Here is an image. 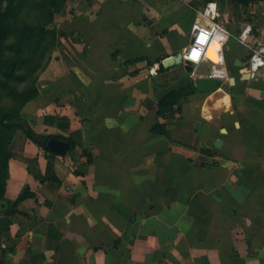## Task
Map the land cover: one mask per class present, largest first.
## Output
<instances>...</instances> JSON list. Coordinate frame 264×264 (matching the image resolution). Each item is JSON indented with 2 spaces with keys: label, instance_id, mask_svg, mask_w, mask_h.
Instances as JSON below:
<instances>
[{
  "label": "crops",
  "instance_id": "obj_1",
  "mask_svg": "<svg viewBox=\"0 0 264 264\" xmlns=\"http://www.w3.org/2000/svg\"><path fill=\"white\" fill-rule=\"evenodd\" d=\"M189 2L67 0L55 15L57 58L22 117L74 147L58 154L13 135L0 264H264V68L244 78L248 50L220 8L228 81L157 115L163 94L202 73L154 63L188 43ZM259 25L250 44L264 43ZM139 57L151 65L125 64ZM158 123L165 134L151 131Z\"/></svg>",
  "mask_w": 264,
  "mask_h": 264
},
{
  "label": "trees",
  "instance_id": "obj_2",
  "mask_svg": "<svg viewBox=\"0 0 264 264\" xmlns=\"http://www.w3.org/2000/svg\"><path fill=\"white\" fill-rule=\"evenodd\" d=\"M66 1L0 0V93L16 102V108L13 109H8L0 102V200L4 196L8 177L7 149L16 131L23 130L33 142L42 147L51 137L66 140L69 143L67 153L74 147L73 140L68 137L49 135L43 138L24 127L19 116L20 109L38 94V87L36 84H29L21 90L12 84V82L27 83L45 65V62H48V54L55 46L57 37L51 25L55 15L61 11ZM238 1L244 6L248 3V0ZM163 58L158 57L154 60V63L158 64V73L168 68L162 64ZM136 61H145L148 66L152 63L148 57H139L128 60L125 64ZM194 92L193 83L169 90L158 100L157 115L163 119L173 117L178 99ZM151 131L165 134L164 123L155 124ZM36 138H42L44 142L38 143ZM85 154H87V162H91L90 154ZM31 195L28 188H25L18 199Z\"/></svg>",
  "mask_w": 264,
  "mask_h": 264
},
{
  "label": "built area",
  "instance_id": "obj_3",
  "mask_svg": "<svg viewBox=\"0 0 264 264\" xmlns=\"http://www.w3.org/2000/svg\"><path fill=\"white\" fill-rule=\"evenodd\" d=\"M195 20L191 28L188 43L180 51L182 62L192 64L193 71L200 65L207 66L206 72L198 74L213 78L216 82H227L228 72L225 66V46L231 37V32L220 20L219 7L216 1H206L199 8L192 7ZM251 26H245L237 35V40L243 43L247 50V58L242 67L244 78L253 79L257 72L264 68V43L250 44L248 37ZM215 43V59L209 55L211 44Z\"/></svg>",
  "mask_w": 264,
  "mask_h": 264
},
{
  "label": "rangeland",
  "instance_id": "obj_4",
  "mask_svg": "<svg viewBox=\"0 0 264 264\" xmlns=\"http://www.w3.org/2000/svg\"><path fill=\"white\" fill-rule=\"evenodd\" d=\"M190 4H193L195 8H199L200 6L203 5L204 1L207 0H189ZM209 1V0H208ZM216 1L217 4L219 5L220 12H221V17L222 19L231 25H234V28L237 32H241V30L247 26H251V33H259L260 31V25L259 24H264V0H248L247 5H242L240 1L238 0H213ZM264 26V25H263ZM55 46L52 48L50 53L48 54V62H45V65L37 71L35 76L30 78L27 83H16L12 82L13 85H16L19 89H25V87L29 84H38L41 82V79H39V76L41 75V72L44 71L45 67L47 64L51 61V59L54 58V60L57 58L56 53L54 52ZM144 66L147 67V63L144 62ZM207 66L205 65H200L198 67V72H204L205 68ZM153 72V71H152ZM161 74L156 75L158 77ZM38 86V85H37ZM0 102L4 106H6L8 109H13L16 108V102L11 99L9 96L0 93ZM23 106L20 109V120L24 127L28 130L31 131L29 126L27 125L25 119L22 117V109Z\"/></svg>",
  "mask_w": 264,
  "mask_h": 264
},
{
  "label": "water",
  "instance_id": "obj_5",
  "mask_svg": "<svg viewBox=\"0 0 264 264\" xmlns=\"http://www.w3.org/2000/svg\"><path fill=\"white\" fill-rule=\"evenodd\" d=\"M162 64L164 67H170L176 64H183L186 73L192 74L193 72V67L191 63L182 62V54L180 51L173 55L164 57L162 59ZM193 82H194V86L200 92L216 91L219 88V83L216 82L215 79L206 76H197L196 78H194ZM229 83L233 84V78L229 79ZM222 132H225V129H222ZM36 141L41 144L44 142V140L41 138H36ZM220 142L221 141L217 139L215 146H219ZM45 148L51 152H55L58 154H65L66 151L68 150V143L63 140L52 138L47 140V142L45 143Z\"/></svg>",
  "mask_w": 264,
  "mask_h": 264
},
{
  "label": "bare ground",
  "instance_id": "obj_6",
  "mask_svg": "<svg viewBox=\"0 0 264 264\" xmlns=\"http://www.w3.org/2000/svg\"><path fill=\"white\" fill-rule=\"evenodd\" d=\"M213 44H214V45H215V47H216V44H215V43H213ZM210 49H211V47H210ZM209 55L211 56V58H212V59H215L214 53H213V54H211V53H210V50H209Z\"/></svg>",
  "mask_w": 264,
  "mask_h": 264
}]
</instances>
